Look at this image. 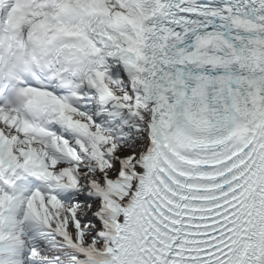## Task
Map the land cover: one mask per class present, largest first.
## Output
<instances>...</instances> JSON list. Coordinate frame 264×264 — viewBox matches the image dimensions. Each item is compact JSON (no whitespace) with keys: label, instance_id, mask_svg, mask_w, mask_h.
<instances>
[{"label":"snow or ice","instance_id":"1","mask_svg":"<svg viewBox=\"0 0 264 264\" xmlns=\"http://www.w3.org/2000/svg\"><path fill=\"white\" fill-rule=\"evenodd\" d=\"M0 264H264V0H0Z\"/></svg>","mask_w":264,"mask_h":264}]
</instances>
